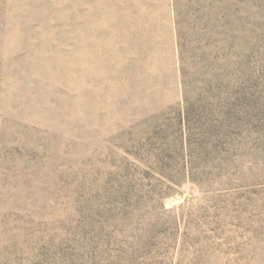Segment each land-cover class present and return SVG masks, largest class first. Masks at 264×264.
<instances>
[{
    "label": "rangeland",
    "instance_id": "rangeland-1",
    "mask_svg": "<svg viewBox=\"0 0 264 264\" xmlns=\"http://www.w3.org/2000/svg\"><path fill=\"white\" fill-rule=\"evenodd\" d=\"M0 264H264V0H0Z\"/></svg>",
    "mask_w": 264,
    "mask_h": 264
}]
</instances>
